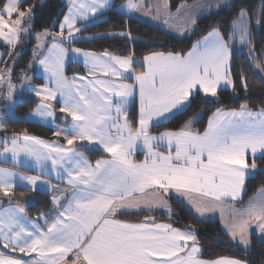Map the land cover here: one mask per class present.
Listing matches in <instances>:
<instances>
[{"label":"snow or ice","instance_id":"1","mask_svg":"<svg viewBox=\"0 0 264 264\" xmlns=\"http://www.w3.org/2000/svg\"><path fill=\"white\" fill-rule=\"evenodd\" d=\"M24 2L7 0L0 9V37L5 36L3 30L7 28L9 45L18 40L21 32L30 31L29 18L34 19V14L31 7L21 10ZM147 6L152 7L150 4ZM72 7L75 11L70 8V14L64 17L58 34L45 30L36 37L38 40L43 37L45 41L51 39V44L39 45L47 47L49 52L39 59V64L55 84V88L32 89L41 101L36 114L52 116V105L47 101L56 100L59 93L63 101L59 111L66 113L72 123L54 134L63 136L69 146L79 147L82 145L77 141L87 142L88 145L102 147L110 155L97 160L93 166L75 147L46 144L27 134L13 138L11 148L5 141L3 152L11 153L13 161L19 163L17 158L23 153L34 158L42 171L50 161L53 171L59 173L62 170L66 175L69 188L54 189L61 193L53 197L57 214L51 221H45V230L35 224L29 230L22 223L24 217L19 214L24 212L23 207L4 210L0 214V243L13 252L39 253L40 259L32 264H67L65 257L69 253L74 255L72 264H243L231 258L210 262L198 259L196 254L200 249L191 230L181 232L169 224L147 220L129 223L116 219V216L151 211L153 203L157 207L168 208L162 197L170 195L172 189L181 196L198 194V202L189 199L188 203L201 216L211 210L203 206L206 200L219 205L224 197L233 201L240 197L246 174L257 170V151L264 155V109L253 112L246 105H241L240 111L217 112L209 119L203 132L192 130L193 120L178 130L164 131L157 136L150 135L149 128L153 120L159 126L178 113L183 114L190 107L191 99L201 93L216 97L221 83L232 86L234 90V81L230 78L232 45L229 41L234 42L238 34L239 40L246 42L250 36L245 22L247 14L241 10L239 21L233 22L232 33L225 34L214 28L202 41L193 44L186 55L183 52H153L145 56L146 71L135 75L136 84L95 79L86 85L76 86L75 78L69 83L64 75L66 49L62 45L65 39L68 43L76 41L75 33L81 31L75 28L77 15L81 18L89 12L94 15L98 10L109 7V0L74 3ZM126 7L129 11L141 10L145 2L128 0ZM145 15L155 19L158 12L150 11ZM198 19L189 17L180 34L195 32ZM164 23L168 24V20ZM23 24L29 26L22 27ZM120 35L130 37V33ZM84 56L85 63L91 64L92 70L99 67L104 76L118 78L131 71L135 63L132 56L116 57L108 53L97 56L90 52H85ZM79 79L84 81L86 78L81 76ZM240 79L246 89V77L242 73ZM137 86L140 114L138 128L133 130L127 119L126 106ZM13 87L8 85L6 99L9 103L13 102ZM121 116L124 117L123 123ZM0 127L4 125L0 124ZM141 138L147 153L145 160L138 163L130 157L135 141ZM158 145H165L167 154L156 151ZM249 153L253 157L251 163L248 162ZM16 175L0 169V192L5 196L12 192ZM20 180L27 181L31 191L40 190L39 186L45 184L38 176H20ZM149 192L159 193L155 201L148 197ZM230 215L233 222L226 228L233 240L247 248V231L252 222L256 223L264 238V190L261 198L251 201L247 209L230 212ZM189 241L192 242L190 248ZM49 253H58L59 259L49 258ZM0 264L27 262L0 253Z\"/></svg>","mask_w":264,"mask_h":264},{"label":"trees","instance_id":"2","mask_svg":"<svg viewBox=\"0 0 264 264\" xmlns=\"http://www.w3.org/2000/svg\"><path fill=\"white\" fill-rule=\"evenodd\" d=\"M127 0H113L114 7L105 11L95 20L79 23L77 27L81 30L82 37L71 46L95 52H107L120 56H132L136 60L153 52H183L191 49L193 44L214 28H219L223 33L229 34L233 31V22L239 18L243 10L250 22L251 36L250 44L256 56L254 61L263 66L264 71V0H232L230 4L219 8L198 19L195 32H188L183 37L175 36L161 27L143 21L133 16L126 15L115 9V6ZM195 0H169V7L175 10L182 4H187ZM40 0H25L21 8L34 7L36 21L34 27L43 29L53 24V20H60V16L65 13L62 9L61 0H44L39 7ZM6 0H0V9ZM57 28V25L56 27ZM120 33H130V37L120 35ZM85 35V36H84ZM229 43L232 45L231 41ZM4 47L3 44H0ZM233 47V46H232ZM31 49L22 52L20 61L14 71V76L29 69L31 61ZM245 53H238L232 48L231 78L234 81L230 89H221L216 97L205 96L202 93L191 99L190 107L183 114H177L175 118H170L162 122L161 125L151 127L150 131L158 133L164 130H176L181 128L187 121L196 118L192 124V129L202 132L208 123V119L213 111L219 108L236 109L241 105L259 110L264 109V77L254 68L253 62ZM135 69H141L139 64L134 65ZM84 72V68L74 62H69L66 73ZM241 73L246 77L247 88L241 82ZM41 82L39 78H35ZM38 101L33 96H25L15 105L17 117L9 116L4 118V127L0 133L5 141H9L15 134L30 133L47 139L56 138L52 129L30 122L25 119V115L33 110ZM58 118L62 113L59 111ZM135 102L128 113L130 124L135 128L138 124V109ZM61 140H63L61 138ZM4 144H0V148ZM84 152L95 160L103 156L104 153L95 149L82 148ZM253 158H249L251 163ZM257 170L245 181L244 193L240 205L248 201L259 189L264 187V156L255 157ZM172 204L171 212H151L159 220L166 221L174 227L191 230L196 236V241L201 246L200 257L204 259H216L219 257H234L245 261L247 264H264V238L257 235L251 236L250 249H242L238 243L233 241L222 229L217 219H200L184 203L170 199ZM10 203H20L30 217L36 218L40 214H47L52 211V201L50 195L42 191H31L22 187H14L12 192L5 196L0 192V205ZM145 213H130L120 215V217L131 220H138Z\"/></svg>","mask_w":264,"mask_h":264},{"label":"crops","instance_id":"3","mask_svg":"<svg viewBox=\"0 0 264 264\" xmlns=\"http://www.w3.org/2000/svg\"><path fill=\"white\" fill-rule=\"evenodd\" d=\"M76 4L78 5L79 3H91V0H75ZM232 0H195L193 2L187 3V4H182L184 6L187 7H178L175 10H171L169 7V0H137L138 3L140 2H145V7L141 10H137V11H129L128 8L126 7V5L128 4V0L126 2H123L121 4H118L117 6H115V9L118 10L121 13H124L126 15L129 16H133L136 17L138 19H141L143 21H146L148 23H151L153 25H156L158 27L163 28L164 30H166L167 32L178 36V37H183L184 35H181L180 33L183 31L184 28V23L185 21H187L189 19V17L192 18H196L199 17L201 18L204 15H207L213 11L218 10L219 8L228 5ZM150 4L152 7L149 8L147 5ZM167 5V8L164 7V5ZM206 5V7L204 8H200L199 5ZM220 5L219 8H217V5ZM207 5H211V7H207ZM195 6V7H194ZM114 7V3L113 0H109V7L105 8V9H100L97 11L96 14H92V13H87L85 18H81L79 15H77V21L75 24V28H78L76 25L78 23H86L92 20H95L98 16H100L102 13H104L105 11L111 9ZM178 9H179V14H178ZM150 11H157L158 12V16L153 19L152 17L145 15V13L150 12ZM67 12V11H66ZM168 20V24H165L164 21ZM85 21V22H84ZM189 28H191V25H188ZM212 31V30H211ZM210 31V32H211ZM209 33V32H208ZM208 33L204 36H202L200 39H198L197 41H202L203 38L205 36L208 35ZM82 36H80L81 38ZM83 38V37H82ZM78 40V39H77ZM196 41V42H197ZM195 42V43H196ZM68 41L65 39V42L63 43V47L66 49V55L64 58V62H63V72L64 75L67 77V80L69 83L73 82V79L75 78V84L76 86H80L82 84H87L88 81L92 80L94 81L95 79H102V80H107V81H111V82H115V83H126V84H136L135 81V75L139 74L141 72L146 71V66L144 65V57L140 60H136L134 59L135 64H139L142 66L141 69H135L134 65L131 71L128 72H124L123 77H113L111 75L109 76H104L103 75V71L98 67L96 70H92V65L91 64H87L85 63L86 57L84 56L85 52H90L94 55L97 56H101L104 55L107 52H95V51H91V50H86V49H82L79 48L77 46H71L69 44H67ZM194 43V44H195ZM51 44V43H50ZM232 48L231 47V61H232ZM73 49H80V52H74ZM192 49V47H191ZM190 49V50H191ZM189 50V51H190ZM70 52H72V55L70 54ZM188 52V51H187ZM183 53V54H187ZM162 53H169V52H162ZM49 54L48 52V48L46 47V49L44 51H42V53L40 54V56L36 59L35 65H34V69L32 70L31 73H33L32 78H30L29 80L26 81V85L21 89V94L23 97L25 96H33L34 98L37 99L38 103L36 105V107L31 110L30 112H28L25 115V119L39 124L41 126L47 127L52 129V131L55 133L57 130L60 129H67L72 121L71 118L67 116L66 113H62L61 115H59L58 118V110L56 108V106L58 105L59 109L62 106V99L59 95V93H57V98L56 100H49L47 101V103L52 105V110H53V115L52 116H40L36 114V110L39 106V104L41 103L40 98L37 97L34 92L32 91L33 88H37V87H50V88H55V84L53 82L50 81V74L46 73L44 71V68L42 65L39 64V59L44 58L45 56H47ZM111 54V53H108ZM151 54V53H150ZM148 54V55H150ZM112 56H116V57H127V56H120V55H115V54H111ZM147 56V55H146ZM32 59V58H31ZM31 62V61H30ZM69 62H74L77 63L78 65H81L84 68V72H74L71 75H68L66 73V69L67 66L69 64ZM123 71V70H121ZM29 72V69L22 71L20 73L17 74V80L21 81L23 76L25 75L28 76L29 74L27 73ZM27 73V74H26ZM85 77L86 79L84 81H81L79 79V77ZM39 78L41 80V82H37L35 80V78ZM231 78V75H230ZM232 79V78H231ZM232 88V86H226L223 83H221V85L218 88V91L221 89H230ZM210 95V94H209ZM114 101H118V98L113 97ZM137 103V109H138V120H139V114H140V101H139V88L138 86L136 87V90L133 94L132 97L129 98V103L126 106V115H127V119H128V113L131 109V107L133 106L134 103ZM248 110L253 111V112H259L262 109L259 110H254L251 109L249 107H247ZM240 111V108H236V109H225V108H219L216 109L215 111L212 112V114L210 115V118L214 117V114L217 112H225V111ZM115 114V113H113ZM208 119V122H209ZM124 117L121 116V123H123ZM128 122L130 123L129 119ZM164 122V121H163ZM156 125V121L153 120L152 124L150 125L149 128V134L153 135V136H157L160 133L164 132V131H171V130H164L158 133H154L151 132L150 129L151 127ZM208 126V123H207ZM206 126V128H207ZM136 128H138V124L137 126L134 128L133 130H135ZM205 128V129H206ZM180 129V128H179ZM204 129V130H205ZM178 130V129H176ZM193 130V129H192ZM203 130V131H204ZM194 131V130H193ZM202 131V132H203ZM24 134H27L29 136H34L37 139L43 141L46 144H50V145H63L65 148H70V147H75V150L80 153L82 156H84L93 166L95 165V162L97 160H101V159H106L109 158L110 154H107L103 151L102 147L100 146H92V145H88L87 142H79L77 141V144H81L82 146L76 147L75 145L73 146H69L67 145L66 141L64 140L63 136H56V138L54 139H47V138H43L34 134H30V133H18L15 134L8 142H7V147L11 148V140L13 138H15L16 136H23ZM61 138L63 140H61ZM3 143L4 145L0 148V153H2V155H0V169H7L9 171H12L14 173H17L16 176L13 177V188L14 187H22L25 189H29L30 186L27 185V181H21L20 180V176H38L42 181H45V184H42L39 186L40 190L42 192H46L50 195L51 201H52V211L50 213L47 214H40L38 217L33 218L30 217L27 212L25 211V208L22 204L20 203H10L4 206L0 205V214H3L4 210H12L13 208L19 206V207H23L24 208V212L19 214L22 215L24 217V221H22V223H25V226L31 230L32 229V225L35 224L37 226H39L41 228V230H45L46 229V224L45 221H51L54 216L57 214L55 212V205L53 204V197L54 196H60L61 193H57L54 191V189L58 188L61 190H65L68 189L69 186L67 184V177L66 175H64L62 173V170L58 173V171H53L52 170V166H51V162L47 161V167L45 170L42 171V169L38 166H36L35 164V160L32 157H28L25 154L21 153L18 156V161H13L12 157H11V153H4L3 149L5 147V139L0 135V144ZM20 144H23V140L21 139ZM37 147H39L37 145ZM82 148H89V149H95L98 151H101L102 153H104L103 156H100L98 158H96L95 160H91V158L84 152V150H82ZM156 151H160V152H164L165 154H167L168 149L165 145H158L155 148ZM146 153H147V149L144 147L143 145V140L142 138L140 140L135 141L134 143V149H133V153L132 156L130 157L131 159L135 160L136 162H143L146 158ZM173 155H175L174 151H173ZM259 156H264L260 153V151L258 150L255 157H259ZM249 158H253L251 156V154L249 153V157H248V162H249ZM250 163V162H249ZM256 171V170H255ZM255 171H250L246 174V179L249 176H252L254 174ZM245 186V183H244ZM262 190H264V187H262L261 189H259L248 201H246L244 204L240 205V201L242 199L243 193H244V189L240 195V197H238V199L236 201L231 200L228 197H224L222 198V201L219 205H216L214 203L208 202L207 200L204 202L203 206H206L207 208L211 209L210 211H206L203 216H201L200 214L196 213L194 208L191 207V205L188 203L189 199H193L194 201H199L200 197L198 194L196 193H190L188 196H181L179 193H177L175 191V189L170 190L171 194L170 195H166L164 197H162V199L166 202V204L169 206L168 208H161V207H157L156 203H153V210L148 211V210H143V211H137L134 213H145L143 215V217L141 219L138 220H131V219H125L120 217V215L116 216V219H119L121 221H125V222H129V223H140V222H144V221H148V222H154L155 224H169L170 223L166 222V221H162L159 220L157 218V216L155 214H152L151 212H171L172 211V204L170 199L173 198L176 201L182 202L184 203L198 218L200 219H217L220 222V225L223 229V231L231 238V236L228 234L226 225L231 224L233 222V216L230 215V212H241V210H244L245 206L247 204H249L251 201L256 200L259 196L262 195ZM159 196V193H153V192H149L148 193V197L150 199H152L153 201H155V198ZM70 198V196H69ZM66 203V201H65ZM143 203V201H142ZM171 209V210H169ZM51 214V215H49ZM173 228L181 231V232H185V231H189V230H184V229H180L177 227H174L173 225H171ZM255 234V233H253ZM256 235V234H255ZM259 238V237H258ZM232 239V238H231ZM263 239V238H260ZM233 240V239H232ZM236 243L237 240H233ZM192 245V242L189 241L188 242V248H190ZM238 245L242 248V249H250L251 245L249 243V246L247 248H245L244 245L239 244ZM196 246L200 249V251L196 254L197 258L203 261H216L217 259H221V258H231V259H237L240 260L238 258H234V257H219L216 259H204L202 257H200V253H201V246L198 244V242L196 241ZM0 253L6 255V256H12L14 258L17 259H21L25 262H27V264H32V262L34 260H39V253H21L19 251L13 252L10 248H4L3 244L0 243ZM49 258L51 259H59V254L58 253H49ZM74 259V255L72 253H69L66 257L65 260L67 261V264H72V260ZM243 262V264H247L245 261L240 260ZM43 264V262H42Z\"/></svg>","mask_w":264,"mask_h":264},{"label":"rangeland","instance_id":"4","mask_svg":"<svg viewBox=\"0 0 264 264\" xmlns=\"http://www.w3.org/2000/svg\"><path fill=\"white\" fill-rule=\"evenodd\" d=\"M7 2V0H6ZM41 3L38 2L39 7L44 2V0H40ZM63 2L62 9H65V13L60 16V20L58 22V19L53 20V24L49 27H45L43 29H38L34 27V22L36 21V13L34 10V7L32 8L34 19L29 18V23L31 24L30 31L28 33L21 32L19 34L18 40L15 41L14 44L9 45L7 43V37L9 36L8 29L5 28L3 31L5 33V36L0 37V44H3L4 47L0 46V124L4 125V118L9 116L11 118L17 117V112L15 111V105L18 101L22 100L24 97L21 94V89L26 85V81L30 78L34 77L32 70L34 69V65L36 62V59L40 56L42 51L46 49V47H40L39 45L42 43H51V39H48L47 41L44 40L43 37L41 39H37V35L43 33L45 30H48L53 35H56L60 32V24L63 23L64 17L70 14V8L75 11V9L72 7L73 4H76L75 0H61ZM232 2V1H231ZM230 4V3H229ZM29 8V7H27ZM27 8H21V10H26ZM67 11V12H66ZM7 18V17H6ZM239 21V18L236 20ZM85 22V21H84ZM245 22L248 24V30L251 36V27L250 22L248 20V16L245 17ZM82 23V22H81ZM79 24V23H78ZM77 24V25H78ZM57 25V28H55ZM76 25V26H77ZM28 24H23L22 27H28ZM77 39H80L79 33H75ZM82 36V35H81ZM85 36V35H84ZM250 36L246 38V42L242 43L237 34V39L232 43V46L235 50H237L238 53H245L252 61H254V57L256 56V53L253 49V47L250 44ZM65 37H67V31L65 30ZM76 39V40H77ZM67 40V39H66ZM26 49H31V62L29 64V72H27L29 75L23 76L21 81L17 80L16 75L14 76V71L17 67V63L20 61V57L22 55V52ZM72 55V52H70ZM73 56V55H72ZM255 70L260 74L262 77H264V71L263 66L259 62H253ZM26 73V74H27ZM11 84L13 87V102L9 103L6 99L8 94V85ZM193 121L196 120V118L191 119ZM1 129V127H0ZM0 135H2L0 133ZM261 196H259L256 200H259ZM250 204V203H249ZM249 204H247L244 208L247 209L249 207ZM243 211V210H241ZM255 233L259 238L261 237L260 230L256 227V223L252 222L249 224L247 236L249 239V243L251 245V236ZM238 239V237H237Z\"/></svg>","mask_w":264,"mask_h":264}]
</instances>
